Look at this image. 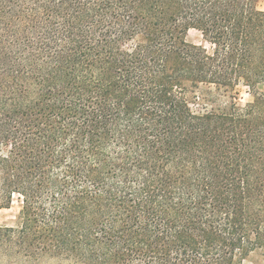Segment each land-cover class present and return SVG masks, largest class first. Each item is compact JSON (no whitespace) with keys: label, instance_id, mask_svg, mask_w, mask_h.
Wrapping results in <instances>:
<instances>
[{"label":"trees","instance_id":"obj_1","mask_svg":"<svg viewBox=\"0 0 264 264\" xmlns=\"http://www.w3.org/2000/svg\"><path fill=\"white\" fill-rule=\"evenodd\" d=\"M258 3L0 0V209L24 201L0 248L264 264ZM192 28L211 52L187 42ZM201 100L212 107L197 113Z\"/></svg>","mask_w":264,"mask_h":264},{"label":"rangeland","instance_id":"obj_2","mask_svg":"<svg viewBox=\"0 0 264 264\" xmlns=\"http://www.w3.org/2000/svg\"><path fill=\"white\" fill-rule=\"evenodd\" d=\"M259 8L264 10V0H259ZM186 40L189 44L204 47L209 52L212 51V45L206 41L203 37V34L198 29L192 28L188 31ZM240 89V99L239 103L244 104L250 99V95L248 94L247 87L244 85L239 86ZM229 98H225V96H219L218 104H225L226 100ZM212 107V103L207 101H198L193 105V109L197 113H204L210 110ZM24 201L20 195L16 194L14 196L11 207L0 209V227L8 228L11 226H16L18 223L19 215L23 209ZM253 257L257 259L256 255L252 256V259H246L244 264H255L253 262ZM0 264H81L75 262L71 258L65 257H54V256H42L38 258H26L22 255L17 254H7L3 249L0 248Z\"/></svg>","mask_w":264,"mask_h":264}]
</instances>
